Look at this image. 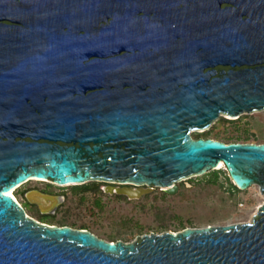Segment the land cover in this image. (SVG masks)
Returning a JSON list of instances; mask_svg holds the SVG:
<instances>
[{
  "label": "water",
  "instance_id": "water-1",
  "mask_svg": "<svg viewBox=\"0 0 264 264\" xmlns=\"http://www.w3.org/2000/svg\"><path fill=\"white\" fill-rule=\"evenodd\" d=\"M263 108L264 0H0V264H264V203L250 222L124 242L39 221L8 191L138 198L221 162L264 194V142L190 132Z\"/></svg>",
  "mask_w": 264,
  "mask_h": 264
},
{
  "label": "rangeland",
  "instance_id": "rangeland-1",
  "mask_svg": "<svg viewBox=\"0 0 264 264\" xmlns=\"http://www.w3.org/2000/svg\"><path fill=\"white\" fill-rule=\"evenodd\" d=\"M220 117L231 119L226 115L218 116L206 129L211 130V136H218L222 141L230 138L239 142H264V108L242 113L223 124L219 123ZM198 132L201 131L191 134ZM107 184L97 182L90 190L76 193L70 185L30 180L16 187L13 194L26 213L40 221L36 213L41 211L27 200L26 192L31 188L47 192L58 199L55 207L41 213L53 217L52 224L62 223L72 228L85 226L87 228L83 229L100 238L108 240L109 236H114L115 240L124 242L151 232L250 222L264 203L258 184L235 190L223 172L214 170L178 182L174 193L154 188L138 198L109 193L105 190ZM96 202L100 208L96 207Z\"/></svg>",
  "mask_w": 264,
  "mask_h": 264
},
{
  "label": "trees",
  "instance_id": "trees-1",
  "mask_svg": "<svg viewBox=\"0 0 264 264\" xmlns=\"http://www.w3.org/2000/svg\"><path fill=\"white\" fill-rule=\"evenodd\" d=\"M232 120H234V119H227L225 117H220L219 118V123L223 124L226 121H232ZM210 134H211V130H205L203 132L193 133L191 135H192L193 138H198V137H204V138H206V137H212V138L218 139V136H211ZM223 140H224V142H239V139L231 140L230 138H225ZM214 171H215V173L223 172L225 174V176L227 177L228 181L230 182L231 187L233 189H235V190H239L230 181V179H229V177H228V175H227V173H226L225 170L217 169V170H214ZM95 183H97V182H87V183L81 184V185H70V188L72 189L73 192L81 193V192H84L86 190H90L91 189V186L94 185ZM119 197H123L124 198L125 196L120 195ZM95 205H96V207L100 208V206H99L98 203L95 204ZM36 214H37L38 218L40 219V221L46 222V223H49V224H52L51 221H53V219H54L53 217L47 216V215H42L40 212H37ZM59 225H65V224L60 223ZM78 228H87V227L81 226V227H78ZM108 240L109 241H114L115 238H114V236H109L108 237Z\"/></svg>",
  "mask_w": 264,
  "mask_h": 264
},
{
  "label": "flooded vegetation",
  "instance_id": "flooded-vegetation-1",
  "mask_svg": "<svg viewBox=\"0 0 264 264\" xmlns=\"http://www.w3.org/2000/svg\"><path fill=\"white\" fill-rule=\"evenodd\" d=\"M42 192V191H41ZM42 193H47V192H42ZM49 194V193H47ZM43 195V194H40L39 191H37L36 189L34 188H31L29 190H27L26 192V195H29V197L34 200V201H38V203L40 204L41 208L45 211H48V209H52L53 207H55V204L56 202H54L55 200H51L48 195ZM40 195H43L44 196V199H39V196ZM51 197V196H50ZM53 198H57L55 196H52ZM58 200V199H57ZM56 200V201H57ZM42 201V203H41ZM51 201H53L54 203H52ZM36 205V204H35ZM37 206V205H36ZM38 207V206H37Z\"/></svg>",
  "mask_w": 264,
  "mask_h": 264
},
{
  "label": "bare ground",
  "instance_id": "bare-ground-1",
  "mask_svg": "<svg viewBox=\"0 0 264 264\" xmlns=\"http://www.w3.org/2000/svg\"><path fill=\"white\" fill-rule=\"evenodd\" d=\"M255 111V110H254ZM252 112V111H251ZM250 113V112H249ZM226 117H228V118H231V116H228V115H226ZM194 130H197V131H202V129H191L190 130V132H192V131H194ZM222 166V163L220 162V164L217 166V168H220ZM193 176H194V174H193ZM34 179V178H33ZM52 183H54V184H57V185H61V186H66L67 184H59V183H56V182H52ZM255 184H257V183H252V184H250L249 186H251V185H255ZM249 186H247V187H249ZM246 187V188H247ZM16 189V187H14V186H10L9 188H8V191H9V193H10V195L17 201V202H19L18 200H17V198L14 196V194H13V192H14V190ZM44 199V196L43 195H40L39 196V199ZM51 200H57V198H53V197H49ZM54 201V202H55ZM52 203H54L53 201H51ZM41 203H42V201H41Z\"/></svg>",
  "mask_w": 264,
  "mask_h": 264
}]
</instances>
